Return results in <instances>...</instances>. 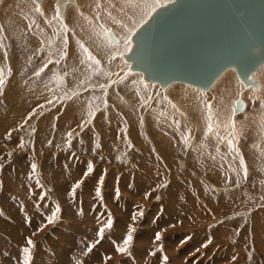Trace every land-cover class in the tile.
<instances>
[{
  "label": "rangeland",
  "instance_id": "1",
  "mask_svg": "<svg viewBox=\"0 0 264 264\" xmlns=\"http://www.w3.org/2000/svg\"><path fill=\"white\" fill-rule=\"evenodd\" d=\"M31 3H7L4 24L0 9V264H25L26 258L28 264H264V131L250 123L264 114L256 97L264 89L258 93L243 82L223 96L227 105L229 96L246 92L247 104L235 116L244 123L237 151L243 168L238 154L197 131V143L205 142L210 153L205 155L197 143L182 145L186 126L177 136L154 119L151 111L163 108L154 99L162 86H147L143 97V89L133 87L142 73L101 44L92 47L97 64L79 43L78 61L62 57L73 37L58 25L49 37L39 33L21 16V7ZM55 36L64 41L48 48ZM130 47L117 52L128 54ZM261 66L244 79L257 89L264 80ZM216 85L221 91L224 81ZM129 228L132 239L124 245Z\"/></svg>",
  "mask_w": 264,
  "mask_h": 264
},
{
  "label": "bare ground",
  "instance_id": "2",
  "mask_svg": "<svg viewBox=\"0 0 264 264\" xmlns=\"http://www.w3.org/2000/svg\"><path fill=\"white\" fill-rule=\"evenodd\" d=\"M29 1L32 2L30 6L28 4L27 5L25 4L21 7V16L23 17V19L28 17L29 22L33 23V26H37L36 28L39 30V32H41V34H45L47 37H49L51 34L49 33L47 35L45 29L48 26L52 29L53 25H54V31L56 25H58L60 27L61 32L63 33L65 32L66 37L69 38L70 36H72L74 42L70 51V56L74 57L76 61H78L80 55H82L80 51L75 50L76 43L79 42L83 44L89 50V52H91V54H93L94 52V48L92 49V47L93 46L96 47V45L101 44L105 49L106 48L114 49L113 53H119L121 56L127 55L123 52H117V50L120 51L124 47H128V45L129 47L133 45V41L131 43L130 36H132L145 22V21L136 22V18L137 17L146 18L147 16H150L152 12L155 11L156 6L161 7L164 6V4L169 3L168 0H65L63 4H61L60 2L59 4H56L55 0H36V3H33V0H29ZM0 2H2V5L0 6L1 14H2L1 22H3L4 24V22L6 21L4 20V12L6 9V5L7 3L9 4L11 0H0ZM37 5L40 8V12H37L35 10ZM54 5L58 6V8H56L57 11L55 10ZM8 9L12 10L13 5L8 7ZM58 9H60V11H58ZM53 10H54L53 15L50 16L51 11ZM29 11L31 13L33 11V13L38 15V17H36L32 13V15L34 16L33 18L30 15ZM68 11L70 12V14H68ZM41 13H43V15H41ZM42 17L43 19H45L46 23L42 26L37 25L38 24L37 18H42ZM110 25H115V27L114 26L111 27ZM22 29L24 28L22 27ZM106 29H107L106 31L107 36L106 39H105V35L103 36V38L105 39V41L110 40L113 44L106 45V42L101 38L100 30H103L104 32ZM121 29L125 30V32H121ZM91 32L93 33L90 35L89 33ZM20 35L22 36V33ZM91 38L92 39L98 38V40L94 41ZM59 42H60L59 37L55 36V40H53L52 38V40L48 43L49 44L48 48L52 49L54 46L59 44ZM64 50L66 51L64 52L66 53L64 55L68 56L69 53L67 52V49L65 48ZM258 50L259 48L257 47L253 51L257 52ZM262 67L264 66H261L260 68ZM226 70H224L225 73H223L224 75L220 79L218 80L213 79L207 88H202L203 90L201 89L196 90L194 88L192 89L188 85L175 86L172 83V85L167 84L163 86L162 89L160 87L156 91L154 99L156 100L157 103H163V108L160 111L152 109L153 111L151 112L153 114V117L155 120L158 118V120H160L161 125H163L165 131L170 132L173 135L178 136L177 133H179L180 130L182 129V125L186 126L189 129V134L186 135L188 139L181 141L183 146L195 147L194 143H197L198 141V139L196 138V134L198 133L196 132L200 131L202 136L208 139V141L209 139H214V140L218 139L222 144L228 147V150H230L232 154H238V152L241 150V149L239 150V148L242 143V137L245 135V133H243L244 123L242 122L243 118L238 117L241 119L239 120L235 116H237L236 114L237 111L243 109L247 104L246 101L247 99H245L244 97L246 96L244 95L246 94V92L240 91L241 92V93L239 92L240 96L235 94L229 96L228 97L229 101L227 105L226 104L223 105L222 103L223 96L226 93V91L228 92L231 90H235L236 86H239L243 82H245L246 85L252 86L253 90L260 93V91L261 90L263 91L264 89V80L262 81L263 83L261 82L263 84L261 89H257L258 86L257 87L255 86L257 84H255L254 81L244 80L239 76L237 72L226 73ZM138 75L139 76L135 80V83H133V87L136 86L138 89H143V97H146V94L144 93L146 87L149 85L152 86L156 82L145 81L143 79V75L140 74ZM223 81H224V88L223 90H221L222 92L213 88L214 85L217 86L216 84L218 82L222 84ZM227 84L228 86H226ZM44 88L48 89L47 86L45 85ZM256 97L258 99L260 98L261 103L264 105V94L262 93L261 96L258 94ZM122 99L127 100L126 96H123ZM239 100H241L244 104L241 108H239L236 104L237 101ZM209 117H211L210 120ZM214 117L218 119V121H216L217 123H215L214 120L216 118ZM255 122L258 125L257 126L254 125V128L258 127L256 130L259 133L261 131H264V114L262 117H260V120L258 118L252 119V121L250 120L251 124ZM209 124H211L212 126L211 132L208 131ZM229 140L232 141L231 148L228 145ZM204 143L203 144L202 142L197 143V145L199 146L197 147L200 150H202V152L205 155H208L210 153L207 150L204 151L205 149L204 147L206 146ZM252 145H254L258 149L260 148L259 144L254 143ZM241 156L242 155L240 154L238 157V160H240V162H241Z\"/></svg>",
  "mask_w": 264,
  "mask_h": 264
},
{
  "label": "water",
  "instance_id": "3",
  "mask_svg": "<svg viewBox=\"0 0 264 264\" xmlns=\"http://www.w3.org/2000/svg\"><path fill=\"white\" fill-rule=\"evenodd\" d=\"M132 39L125 59L145 81L207 88L230 65L245 79L264 61V0H173Z\"/></svg>",
  "mask_w": 264,
  "mask_h": 264
},
{
  "label": "snow or ice",
  "instance_id": "4",
  "mask_svg": "<svg viewBox=\"0 0 264 264\" xmlns=\"http://www.w3.org/2000/svg\"><path fill=\"white\" fill-rule=\"evenodd\" d=\"M33 3H36V0H33ZM35 10H36L37 12H40V8H39L38 5H37V7H36ZM41 15H43V13H41ZM29 27H31V25H29ZM80 47H81V49L83 50V52L85 53V55L87 56V58H88L89 61H91L93 64H97V63H99V61H97V60L95 59V57L92 56V54L89 52V50H88L83 44H81ZM64 54H66V53H64ZM64 54H62V57H63ZM56 62L59 63V61H56ZM48 63H52V61L49 60ZM45 68H47V64H45L43 67H41V68L35 73V75L39 76L40 73L43 72ZM4 82H5V81H4V79H3L2 70H0V86H2V85L4 84ZM100 87L103 88L104 85H100ZM73 95H76V93H73ZM69 98H70V97H69ZM49 103H51V101H49ZM209 107H210V106H209ZM90 114H91V113H90ZM210 119H211V117H209V120H210ZM208 131H209V132L212 131V126H211V124L208 125ZM68 135L71 136V133H69ZM228 145H229L230 148L232 147V141H231V140L228 141ZM35 167H36V166L33 164V165H32V169H33V171H35ZM241 167L243 168V160H242V159H241ZM88 171L90 172V171H91V168H89ZM244 172H245V175H246V169H244ZM78 186H79V185L77 184V187H78ZM97 195H99V189H97ZM49 222H51V219L49 220ZM110 226H111V222H110V221H109L107 224L104 225V227H110ZM103 230H104V229L101 228V229L99 230V232H98V235L102 234ZM131 231H132V229L129 228V234L126 236V238H125L124 241H123L124 245H127V244L131 241V239H132V237H131ZM156 238L159 239V234H157V237H156ZM27 244H28V247L24 248L23 251L25 252L26 257H29V256H30V248H31V246H32V241H31V239H28V240H27ZM89 250H90V249H89ZM118 251L123 252V251H125V248L121 247V248L118 249ZM25 264H28V260H27V258H26V260H25Z\"/></svg>",
  "mask_w": 264,
  "mask_h": 264
},
{
  "label": "crops",
  "instance_id": "5",
  "mask_svg": "<svg viewBox=\"0 0 264 264\" xmlns=\"http://www.w3.org/2000/svg\"><path fill=\"white\" fill-rule=\"evenodd\" d=\"M48 17V16H47ZM40 20H42L43 21V17H42V19H40ZM41 21V22H42ZM49 29V33H50V27H48ZM59 30H60V27H57ZM110 29V28H109ZM39 31V30H38ZM61 31V30H60ZM106 31H107V29L103 32V30H100V35H101V38L105 41V39H106V36H107V34H106ZM39 33H41V32H39ZM93 32H91V33H89L90 35L92 34ZM105 35V39L103 38V36ZM60 38V37H59ZM92 39V38H91ZM60 40H62V41H60V42H63L64 40L63 39H60ZM92 40H94V41H97L98 40V38H96V39H92ZM106 43H107V41H105ZM104 42V43H105ZM110 42L108 41V44H109ZM65 45H67L65 48L67 49V51H68V53H69V55H70V51H69V49H68V46H69V43H64V46ZM81 45V43L79 42V46ZM63 54H64V52H63ZM64 56V55H63ZM93 56H95V57H97L96 55H95V53L93 52ZM98 58V57H97ZM67 58H65V60H66Z\"/></svg>",
  "mask_w": 264,
  "mask_h": 264
}]
</instances>
